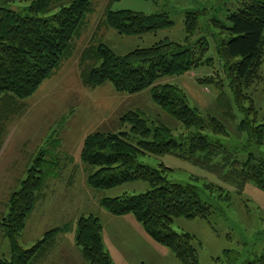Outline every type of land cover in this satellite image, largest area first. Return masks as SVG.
Instances as JSON below:
<instances>
[{
  "label": "trees",
  "instance_id": "obj_1",
  "mask_svg": "<svg viewBox=\"0 0 264 264\" xmlns=\"http://www.w3.org/2000/svg\"><path fill=\"white\" fill-rule=\"evenodd\" d=\"M13 1V0H5ZM110 0L92 38L78 59L79 78L84 87L94 88L106 82L115 91L134 94L149 89L153 102L184 128L180 139L171 129L138 110H127L118 118L128 131H94L83 141L79 159L89 167L86 183L92 189H108L122 183L142 180L151 188L140 194L103 197L100 205L115 216L133 215L146 234L165 246L181 264H198L195 236L173 231L174 218L207 219L211 205L202 201L193 183L170 182L169 168L151 167L138 160L140 155H173L214 174L221 182L233 186L241 195L247 184L264 191V156L250 153L241 161L211 135H226L224 124L212 115L202 116L189 104L186 92L178 85L164 81L166 77L191 72L211 65L206 58L207 41L192 37L197 29L198 11H187L182 42L161 40L147 48H137L124 55L116 54L98 41L103 27L120 35H142L170 27L167 12L143 13L128 9L112 10ZM236 11L228 15L229 26L215 22L223 37L216 44L221 71L244 117L237 130L247 134L248 142L264 144V116L257 120L252 94L247 90L262 84L260 73L264 54V0H238ZM50 0H32L21 10L0 6V149L7 126L22 115L24 99L53 76L73 53L74 40L80 35L91 0H70L48 16ZM201 85L214 86L218 93V110L234 119V109L224 91L218 72L197 78ZM248 103V106L245 104ZM33 157L26 169L21 187L9 193L7 213L0 219V229L10 245L9 259L0 256V264H42L49 256L57 235L70 230L71 224L46 231L41 239L25 249L18 241L26 219L48 187L47 180L61 174L69 156L60 150L58 134ZM211 187V186H210ZM218 197L227 198L223 187L216 188ZM74 245L85 264H114L104 247L102 224L93 214L81 215L74 227ZM247 264H264V254Z\"/></svg>",
  "mask_w": 264,
  "mask_h": 264
},
{
  "label": "rangeland",
  "instance_id": "obj_2",
  "mask_svg": "<svg viewBox=\"0 0 264 264\" xmlns=\"http://www.w3.org/2000/svg\"><path fill=\"white\" fill-rule=\"evenodd\" d=\"M31 1L0 0V6L21 10ZM91 1L94 9L87 15L80 35L74 40L72 55L32 96L23 100L26 110L7 126V136L0 149V219L7 213L9 193L21 187L33 157L40 149L49 148V139L58 134L60 150L69 156V162L60 175L47 180L48 190L42 195L44 200H39L28 215L25 228L18 238L19 244L27 249L41 239L46 231L69 223L71 228L64 236L67 241L71 239V245L64 244V240L59 243L62 247L69 246L75 256L74 264H80L78 259L81 258L72 241L75 220L81 215L93 214L102 224L103 244L114 264H181L165 246L146 234L133 215L115 216L100 205L103 197L144 193L151 188L148 182L130 181L108 189H92L86 183L89 167L79 159L84 137L94 131H128V125L121 126L118 122L119 116L125 111H141L147 117L168 126L178 139L184 132L179 122L153 102L149 89L127 94L115 91L108 82L92 89L84 86L79 88V56L88 46L110 0ZM69 2L50 0L46 15L54 14ZM238 6V0H114L110 2L112 10L167 12L173 24L157 32L131 36L120 35L112 28L103 27L99 31L98 41L108 45L118 55L150 47L164 39L182 42L185 37V13L198 11L197 29L192 40L206 39L205 57L211 59V65L200 66L191 72L163 80L181 87L187 94L189 104L198 108L202 116L212 115L219 119L227 134L211 137L219 139L226 148L235 152L237 159L244 161L250 153L264 156V144L258 146L248 142L247 134L237 130L244 113L234 103L216 51V44L223 34L215 22L229 26L228 15L236 11ZM215 72L221 76L224 91L233 105L234 119L224 117L218 110L217 89L197 82V78ZM260 73L264 74V54ZM247 92L252 94L257 120L261 121L264 116V87L259 84ZM138 160L151 167L160 168L161 164L168 167L166 177L170 182L193 183L198 187L202 201L211 205V214L207 219L177 217L171 225L177 233L187 232L195 236L193 244L198 250V264H247L264 254V191L247 184L243 193L238 195L232 185L173 155H140ZM67 177L69 181L66 183ZM218 186L223 187L229 195L228 199L218 197ZM0 256L10 257L9 241L1 229Z\"/></svg>",
  "mask_w": 264,
  "mask_h": 264
},
{
  "label": "crops",
  "instance_id": "obj_3",
  "mask_svg": "<svg viewBox=\"0 0 264 264\" xmlns=\"http://www.w3.org/2000/svg\"><path fill=\"white\" fill-rule=\"evenodd\" d=\"M78 78H79V73H78ZM76 79L77 78L75 77V80ZM78 84H79V88H81L83 86L82 83H81V81H80V78H79ZM64 155H66V154H64ZM66 166H67V163L64 165V168ZM68 181H69V177H67L66 183ZM47 190H48V187L46 188V191ZM42 200H44V199H41L40 201H42ZM65 233H61L60 235H58L59 237L57 238V240H56V242H55L52 250L50 251V254H49L48 258L42 264H74L75 256H73L72 250L69 249V246L62 247V245L60 244L64 240L65 241L64 244H67L68 243V245H71V239H69L68 240L69 242H68L66 240V237L64 236ZM59 241H60V243H59ZM72 241H73V244H74V235H73ZM74 249H75L77 255L81 258V260H79L78 257L76 256V258L78 259L79 263L80 264H85V262H84V260H83V258L81 256V253H80L79 249L75 245H74Z\"/></svg>",
  "mask_w": 264,
  "mask_h": 264
}]
</instances>
